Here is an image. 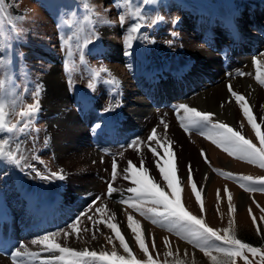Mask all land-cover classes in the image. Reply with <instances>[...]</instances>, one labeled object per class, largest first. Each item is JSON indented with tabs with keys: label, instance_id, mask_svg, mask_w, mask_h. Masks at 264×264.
<instances>
[{
	"label": "rangeland",
	"instance_id": "1",
	"mask_svg": "<svg viewBox=\"0 0 264 264\" xmlns=\"http://www.w3.org/2000/svg\"><path fill=\"white\" fill-rule=\"evenodd\" d=\"M245 1L250 0H155V4L152 5H144L143 0H4V15L0 16V104L5 108L6 127H13L14 131L11 134L5 132L0 139L10 140V144H5V150L10 149L18 155H24L25 162L34 165L45 176H50L51 172L64 176V179L53 177L40 179L30 169L22 170L7 164L6 161H0V196L2 197L0 203L3 200L6 202L10 212L15 214L14 219L27 220L34 226L37 222L47 220L50 215L51 218L48 220L57 222L52 226L47 225L48 227L43 229L31 231L27 241L16 239L11 241V247L15 251L39 254L34 257L25 255L19 258L21 264H40L41 260L59 255V253L44 252L40 244L34 245L33 249L27 247V244L32 245L33 239L53 231L71 232L67 229V225L73 222H77V227L81 230L79 236L77 233H72L65 240L61 231L56 237L57 242L78 250L87 248L90 251L109 253L115 250L118 255L126 256L127 253L119 246V240L115 238L112 230L107 228L106 223L101 222L110 217V222L117 223L125 236L133 256L137 260H147L140 246L135 242L134 234L127 227L129 215L141 225L145 246L156 264H177L178 261L182 264H211V260L203 252L182 240L175 232L153 224L151 220L135 212L129 207L131 201L127 204L122 202L134 197V194L127 192V188L133 185L130 179H125L129 174L125 173L124 169L128 167L129 161L138 171H142L143 167L148 168L149 175L162 183V178L155 167V160L158 157H154L150 148L157 147L159 154L163 155V148L160 147L163 144L170 147L171 151V146L178 142V129L184 136L181 140L185 145L184 160L181 161L171 151L172 164L177 169L176 179L179 181L181 203L185 209L193 215L202 217L209 227L220 231L221 234L229 227V222L233 221V231L237 238L264 252V220L260 219L264 216L262 211L264 192L245 191L236 180L225 178L214 171L219 169L234 176L264 177V169L229 156L206 136L201 135L200 131L185 132L176 111L177 106L183 103L198 111L214 113V122L227 123L259 147V140L228 88L231 84L230 80L235 75L247 80L248 85L246 84V88L244 85L242 91L235 87L232 89L245 96L256 122L260 125V131L264 133V99L260 105L255 103L254 95L250 90L253 83H249L253 81L264 92V85L255 78L257 72L253 61L259 55L248 50L253 46V39L249 38L242 44L246 46V50L238 52V55L246 60L242 64L232 62L230 65L221 62L218 76L215 70L211 72L212 69L204 66L202 60L194 61V54L190 50V45H195L205 50L201 58L207 55V51H213L219 58L227 44L232 41L235 44L230 29V18L233 17V7H239L240 4L243 8L238 19L245 33L250 31L264 35V0H260L263 4L254 5L257 11L253 10V7L248 10L252 2ZM117 4L120 5L119 8ZM95 11L100 16L98 21ZM121 14L125 18L123 26L120 23ZM158 17L163 19L160 20ZM135 23L143 25L136 33L139 39H134L131 48H127L125 36L131 25ZM90 39L92 42L88 43ZM9 44L14 45L12 55H9ZM126 51L130 54H125ZM69 52L72 54L69 55ZM261 53L264 51L260 50ZM192 66L195 69L190 75L191 80H186V84L181 81L167 88L155 87L154 83L143 74V71L149 67L155 69L166 67L167 70H163L162 75L167 81L179 69H190ZM53 71L60 77L63 86L60 88L59 85L58 91L60 92L62 88L64 91V96L59 95L62 99H59L58 103L49 91L51 81L48 77ZM261 71L264 72V69ZM215 77H218L217 82L226 81L227 95L223 90L218 101L200 102L199 97L207 91V88L217 83H213ZM69 79L72 81L71 86ZM113 80L115 81L113 88L109 89ZM37 85L41 89L39 111L27 122V131L22 133L25 119L21 113L28 110V106L35 102L33 93ZM126 86L129 87L130 98H135L141 92V95L148 98H153L154 95L166 96L165 102L152 108L136 121H130L127 130L112 136L110 143H107L105 138L102 147L100 145L97 147L98 152L96 151L94 155L96 157L89 158L92 156L85 151V144L88 142L93 146L90 142L96 141L94 125L109 119L104 115L106 118L104 120L99 114L106 112L111 117L118 116L119 119L121 114L126 113L121 97ZM54 87L57 88V84ZM80 95L96 98H91L95 103L94 113L84 112L85 99L90 97L78 98ZM99 96H102V99L98 98ZM189 99H192L191 102L197 101L198 106H192ZM93 100L89 101L93 102ZM61 103L65 104L64 110H61ZM130 105L134 106L136 103L132 101ZM228 105L230 110L227 108ZM117 106L118 111H114ZM234 108L237 111V120L234 119ZM106 109L111 110L106 111ZM258 109H262L260 113ZM70 112L74 113L75 120L82 119L83 125L89 129L86 138H81L77 142L73 140L75 146L84 148L85 152L76 150L69 153V157L64 158L56 149V136L53 135L51 126L62 125ZM88 115L91 117L84 118ZM179 116H183L182 110ZM87 123L90 125L88 126ZM153 129L156 130L157 137L149 141L148 137ZM109 135L105 133V137ZM121 138H124V141H121ZM202 149L207 159L201 156ZM141 161H144L143 165L140 164ZM197 161L204 163L209 170L204 187L196 175V170L200 171ZM113 162L117 164L115 179L112 172ZM189 164L193 169L192 182L197 184V190L201 192L200 202L196 200L191 190L192 182L188 180ZM110 184L116 189L111 195L108 194ZM55 195L58 197V202L55 204L44 200L50 198L55 201ZM229 195L236 209L231 213ZM200 203L204 205L203 212L200 211ZM97 207H104L105 213L96 212ZM44 211L46 213L41 214ZM252 215L257 218L256 224L252 223ZM89 216L92 220L88 219ZM77 217L80 218L79 221ZM32 219L35 221H31ZM93 221L96 223L94 224ZM18 229L22 228L18 227ZM109 237L112 243L108 242ZM210 243L222 246L219 241H210ZM21 244L24 245L23 248L20 247ZM169 250L172 255H167ZM213 255L216 253L213 252ZM246 255L254 264H259V255L253 256L251 253ZM3 264H11V261ZM236 264H245V262L243 258H237Z\"/></svg>",
	"mask_w": 264,
	"mask_h": 264
},
{
	"label": "snow or ice",
	"instance_id": "2",
	"mask_svg": "<svg viewBox=\"0 0 264 264\" xmlns=\"http://www.w3.org/2000/svg\"><path fill=\"white\" fill-rule=\"evenodd\" d=\"M143 4L152 5L155 4V0H143ZM117 7L119 8L120 5L117 4ZM3 15L4 0H0V16ZM158 19L162 20L163 17H158ZM173 22L175 23V21ZM120 23L121 26L125 23L123 14L120 15ZM142 26L143 25L140 23L131 25L128 34L125 36L127 48H131L134 39H139L136 33L139 32ZM91 42V39L88 40V43ZM13 48L14 45L9 44V55H12ZM71 54L72 53L69 52V55ZM125 54L130 53L126 51ZM20 55H22V53ZM261 56L264 57V53H261ZM253 63L257 72L255 78L261 85H264V72L261 71L264 69V59L254 58ZM241 75H243V73H241ZM112 83H115V81L113 80ZM69 84L71 86V79H69ZM89 86L91 87V83ZM228 88L231 96L235 99V103L239 105L243 116L247 119V123L251 126L256 138L259 140V147L250 139L245 138L240 131L234 130L227 123L219 121L214 122V113L198 111L183 103L179 104L176 108L181 127L185 132H190L192 130L200 131L201 135L206 136L216 147L223 149L229 156L252 165H258L260 168L264 169V133L260 131V125L256 122L245 96L234 91L231 84H229ZM40 91V86L37 85L33 93L35 102L28 106V110L21 113V116L25 119V126L21 129L22 133L27 131V122L32 120L39 111ZM108 110L111 109H106V111ZM181 110L183 111V116H179ZM5 116L4 105L0 104V137H2L5 132L11 134L14 131L13 127H6ZM96 127L99 128L100 126L97 125ZM165 127H167V125H165ZM156 137L157 132L153 129L148 140L153 141ZM157 143L159 144V141H157ZM5 144H10V140L0 139V161H6L7 164L22 170L30 169V171L35 173L40 179H49L50 177L64 179V176L57 172H51L50 176H45L34 165L26 163L24 155H18L10 149L6 151ZM160 147L163 148V155L159 154L157 147H151L150 151L153 153L154 157H158L155 160V167L159 172V176L162 178V183L156 180L154 176L149 175L148 168L143 167L142 171H138L133 163L129 161L128 167L124 169L125 173L129 174L125 176V179H130L133 186L128 187L127 192L134 194V197H129L128 200L122 202L127 204L131 201L129 207L134 209L135 212L151 220L153 224L159 225L162 228H167L170 232H175L182 240L203 252V254L211 260V264H236L237 258H243L245 264H254L253 261L249 260L246 253H251L253 256L259 255V264H264V252H262L260 248L238 239L233 231V221L229 222V227L225 228L223 234H221L220 231L209 227L202 217L193 215L185 209L181 203L178 187L179 181L176 179L177 169L176 166L172 164L173 154L170 151V147L163 144H161ZM201 156L207 159L203 149L201 150ZM141 165H143V161H141ZM214 171L225 178L236 180L245 191L264 192V177H253L250 175L234 176L232 173L224 172L219 169H215ZM112 172L113 179H115L117 172V164L115 162H113L112 165ZM188 180L189 182L193 181V169L191 164L188 165ZM191 190L195 194L196 200L200 202L201 192L197 190V184L195 182L191 183ZM115 191L116 189L110 184L108 194L111 195ZM231 199V195H229L230 213L236 210ZM257 206L259 207V205ZM95 211L103 214L106 209L104 207H97ZM200 211H204L203 203H200ZM248 211L251 215V208H249ZM262 211H264V209H262ZM79 219L80 218L77 217V221H79ZM88 219L92 220V217L89 216ZM251 219L253 224L257 223V218L254 215L251 216ZM260 219L264 220V216H261ZM110 221L111 217L101 222L106 223L107 228L112 230L115 238L119 240V246L127 253L126 256L118 255L115 250H112L110 253L108 251H90L87 248L78 250L74 247L67 246L66 244L62 245L57 242L56 237L61 234V231H63L65 240H67L72 233H77V236H79L81 230L78 229L77 222H73L67 225V229H70L71 232L68 230H57L31 241L33 245H42L43 251L46 253H59V255H53L50 259L41 260L40 264H54V262H59V264H156V261H154L149 254V249L145 246V237L141 234V225L133 219L132 215H129L127 218V227L131 230V233L134 234L135 242L140 246L147 260H137L133 256L129 244L126 242L125 236L122 234L117 223ZM93 223L95 224L96 221H93ZM83 231H87V229H83ZM257 231L260 232V229L257 228ZM93 239H95V235H93ZM210 241H219L222 243V246L210 243ZM108 242L112 243L110 237L108 238ZM20 247L23 248L24 245L21 244ZM153 247H155L154 241ZM213 252H215L216 255H213ZM25 255L34 257L39 254L21 252L20 250L12 251L11 258L13 264H21L19 258ZM167 255H172L171 250L168 251ZM177 264H182V262L178 261Z\"/></svg>",
	"mask_w": 264,
	"mask_h": 264
},
{
	"label": "bare ground",
	"instance_id": "3",
	"mask_svg": "<svg viewBox=\"0 0 264 264\" xmlns=\"http://www.w3.org/2000/svg\"><path fill=\"white\" fill-rule=\"evenodd\" d=\"M254 3V2H252ZM235 10V14L233 15L232 18H230L231 20V31H232V34L235 38V41L239 42V43H242V42H245V39L249 38L252 33H245L242 31V27L240 25V22H239V19H238V13L241 12V7H235L234 8ZM237 12V14H236ZM168 18V17H167ZM163 33V32H162ZM253 41L255 42V45L252 47L253 50L259 52L257 53L259 56L258 58L260 57L261 59H264V57L261 56L260 54V50H263L264 51V44H263V39H262V35H255L254 38H253ZM234 45V44H233ZM233 48L234 47H231L228 46L227 50L223 49V52H225V57H223V55L221 54L220 57L218 58L217 57V54H215L213 51H207V55L204 57V58H201V56L203 54H205V50L203 48H198L197 46H192L190 45V50L191 52L194 54V61L197 59V61H203L204 63V66L212 69V71L215 72L216 76H218L220 74V70L219 68H221V62H222V59L224 58L226 60V62H224V64H231L232 62L234 63H237L239 64V62L242 60V58L238 55V50H242L243 47L242 45L240 46H237L235 48V51H233ZM209 52V53H208ZM162 54V53H161ZM170 55V54H169ZM255 57V56H254ZM159 59V58H158ZM205 59V60H204ZM246 59H244L243 61H245ZM192 61V60H191ZM233 68V67H232ZM193 69H195L193 66L192 68L190 69H185V68H182L180 69L179 71H177V73L172 76L173 79H175V81L179 82L180 80L182 82H186V80H191V77L190 75L193 73ZM225 69V68H224ZM161 71L156 69L154 71H151L150 68L149 69H146L145 70V75L148 76L152 81H155V84H164L163 82L166 83V81L163 79V77L159 76V77H156L154 75H161L160 73ZM235 73H236V70H235ZM234 73V74H235ZM138 77V76H137ZM216 78L218 77H215V79L213 80V83L214 82H217L216 81ZM48 79L51 81V89L49 91L52 92V96H55V100L59 101V99H62L59 98L60 96H64V91H63V88L62 90L59 92L58 91V87L60 85V88L63 87L62 86V83H61V80H60V77L57 76V73L56 72H52ZM173 81V80H172ZM171 81V83H172ZM226 81L222 80L221 82L218 81L217 83H214V85H210L208 88H207V91L202 94L200 97H199V100L200 102L204 103V102H208V101H211L212 103L218 101V97L222 95L223 93V90H225V95H227V87H225V83ZM231 86L232 87H235L237 89H239L240 91H242V89L244 88V85H245V88L247 87L246 84L248 83L247 80L244 78V77H241V76H237L235 75V77H233L231 80ZM169 83V82H168ZM169 83V85L171 84ZM191 83V81H190ZM250 84L253 83L252 87H251V93L254 95V98H255V103L257 105H260L261 104V101L262 99H264V92L262 90V88L260 86H258L256 83H254L253 81L252 82H249ZM57 84V88L54 87V85ZM136 84V83H135ZM248 85V84H247ZM257 85V87H256ZM140 86V84H139ZM127 87V86H126ZM124 87L123 88V91H122V98H123V101H124V106L126 107V114L123 115V121L121 123V127L124 129L125 125L132 121V120H135V119H138L139 117L143 116V115H146L148 112L151 111L153 107V101H148V99L145 100L144 96L141 95V92H139V94L135 97V98H130V94H129V87ZM249 87V86H248ZM264 87V86H263ZM159 88H161V86H159ZM249 90V89H248ZM249 90V91H250ZM60 95V96H59ZM252 95V96H253ZM143 97V98H142ZM196 98V97H194ZM193 98V100H194ZM158 97H154V101L157 100ZM190 100L192 99H189V102H191ZM198 100V99H197ZM198 100V101H199ZM133 101V103H136V105H130V103ZM149 103V105H148ZM198 102H191V105L192 106H198L197 104ZM201 104V103H200ZM65 104L61 103V110H64L65 108ZM228 110H230V106L228 105L227 106ZM94 110V101H87L86 102V105L84 107V112L85 113H89L90 111H93ZM234 119L237 120V111L236 109L234 108ZM262 109H258L259 113L261 112ZM232 112V111H231ZM225 113V112H224ZM105 116H107L105 113H103ZM228 114V113H227ZM93 115V114H92ZM109 117V119L105 120L104 122H101L100 124H97L99 125L100 127L97 128L95 126V142H90L91 144H93V146H90L89 143L87 142L85 144V151L91 155L92 157H89V158H95L94 155L95 153H97V147L100 145V144H103L105 143V138L103 136L104 134V126H105V129H108V125L109 127L111 125H115V124H118L119 121H112V117L111 116H107ZM227 118V117H226ZM233 119V120H234ZM82 121V119H80ZM235 120V121H236ZM81 121H77L75 120V115L74 113L70 112L68 113L67 115V120H65L63 122L62 125H59L56 127L54 126V124L51 126L52 130H53V135L56 136L55 138V146H56V149L57 151H59V153L64 157H69V153H72L74 151H82V152H85L84 151V148H78V146L76 147L75 146V143H73V140H75L76 142L77 141H80L81 138H86V135L88 134V129L89 127L87 126H84L83 125V122ZM232 121V120H231ZM69 122V123H68ZM234 122V121H233ZM235 123V122H234ZM120 124V123H119ZM233 124V123H232ZM231 124V125H232ZM173 127H175L173 125ZM50 128V129H51ZM178 129V127H175ZM172 129V128H171ZM171 131V130H170ZM162 132V131H161ZM172 132V131H171ZM167 133V132H166ZM162 134V133H161ZM160 135V133H159ZM158 135V136H159ZM167 135V134H166ZM177 138H178V142H173L175 143L176 145L174 146H171V151H173V153L177 156V158L182 159L184 160V152H185V148H184V144L181 143V140L184 139V136H183V133L182 131L180 132L179 129H178V132H177ZM175 136V135H174ZM88 138V136H87ZM186 138V137H185ZM159 139H160V136H159ZM172 140V139H171ZM188 140V139H187ZM161 141V140H160ZM190 141V140H189ZM168 142V141H167ZM171 142V141H170ZM161 143V142H160ZM184 143V142H183ZM173 145V144H172ZM187 147V146H186ZM69 149H71L69 151ZM97 151V152H96ZM63 152V153H62ZM140 152V151H139ZM66 155H63L65 154ZM188 153V152H187ZM68 154V155H67ZM148 154V153H147ZM60 155V156H61ZM129 155V154H128ZM139 155V154H138ZM132 156H134L132 154ZM141 157V156H140ZM144 158V157H143ZM195 158V157H194ZM199 158V157H197ZM134 159V157H133ZM150 159V158H149ZM144 160V159H143ZM148 160V159H147ZM201 162L202 160L199 159ZM126 161V160H125ZM200 161H197V165H199V172H198V169L196 170V175L198 178H200V181H201V185L202 187L205 186V181L206 179L208 178V175H209V170H208V167L204 164V163H201ZM144 162V161H143ZM148 162V161H147ZM96 163V162H95ZM182 163V162H181ZM141 164V163H140ZM144 164V163H143ZM146 164V163H145ZM148 164V163H147ZM184 164V163H183ZM194 164H195V160H194ZM181 165V164H180ZM96 166V165H95ZM145 166V165H144ZM197 167V166H196ZM152 168V166H151ZM87 177V176H86ZM94 179V178H93ZM85 180V178H84ZM86 181V180H85ZM93 181V180H92ZM39 182V181H38ZM90 182V181H89ZM94 182V181H93ZM86 183V182H85ZM88 183V182H87ZM79 184V183H78ZM87 185V184H86ZM90 185V184H89ZM91 187V186H89ZM50 196V195H48ZM56 197V200L57 201L58 197L57 195H55ZM0 199H2V197L0 196ZM4 200L0 203L1 207L4 206V210L8 209L5 204H4ZM59 212V211H58ZM68 212V211H67ZM41 214H44L43 212ZM46 218V217H45ZM51 216L49 215L48 216V219H50ZM119 218V217H118ZM117 218V219H118ZM47 219V218H46ZM44 220V221H41L39 222L36 227H33L32 226V223L28 222L27 220L25 221H21L19 218L18 220L15 219L16 221V224L18 227H21V231L18 232V233H14L15 236L19 239H22V240H25L27 241V238L28 236L30 235L31 231L33 230H36V229H43L45 227H48L49 224L52 225L53 222L51 220ZM31 221H35V219H32ZM48 225V226H47ZM4 236V231H0V238ZM27 247H29L30 249H33L34 245L32 244H27ZM41 260V259H40ZM7 261V258L4 257V256H0V264H3ZM40 262V261H39Z\"/></svg>",
	"mask_w": 264,
	"mask_h": 264
}]
</instances>
